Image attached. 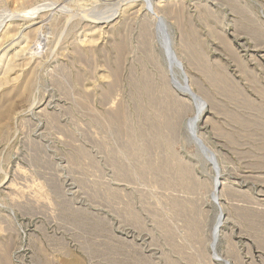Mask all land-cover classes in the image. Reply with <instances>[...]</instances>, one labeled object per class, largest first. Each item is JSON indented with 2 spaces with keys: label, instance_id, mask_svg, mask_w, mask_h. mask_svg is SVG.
Returning a JSON list of instances; mask_svg holds the SVG:
<instances>
[{
  "label": "rangeland",
  "instance_id": "obj_1",
  "mask_svg": "<svg viewBox=\"0 0 264 264\" xmlns=\"http://www.w3.org/2000/svg\"><path fill=\"white\" fill-rule=\"evenodd\" d=\"M150 1L0 0V264H264V0Z\"/></svg>",
  "mask_w": 264,
  "mask_h": 264
},
{
  "label": "bare ground",
  "instance_id": "obj_2",
  "mask_svg": "<svg viewBox=\"0 0 264 264\" xmlns=\"http://www.w3.org/2000/svg\"><path fill=\"white\" fill-rule=\"evenodd\" d=\"M144 4H145L146 9L148 11H149V9L151 11H153V4H152V2L150 0H144ZM164 22L165 21H162L161 19H159V22L157 23V28H156V31H157L156 34H157L158 40L161 42V45H162L161 47L163 48V52H164V54L166 56V61H167L168 68H169V73H170V77H169L170 79L169 80L171 81V85L175 86L176 89H178V90H180V91H182V92H184V93H186L188 95L191 94V95L195 96L198 99V101L196 103L197 104V106H196L197 111H196L195 115L188 122V132H189V135H190L192 141L199 147L201 154L206 158L207 161H209L211 163V165L213 166L212 169L214 168V170L216 172L217 177L215 178V181H214L212 197H213V200L218 205L217 192L215 191L216 182H218V184H220V182L218 180V174H219L218 165H217V162H216L212 152L208 148L205 147V145L203 144V141L197 135V122H198V120H199V118H200V116H201V114L203 112V109H204L205 105H204L203 101L200 98H198L192 92V90H191V88H190V86L188 84V80L186 78L187 76L185 75L183 66H182L180 60L175 55L174 51H172L173 55H174V59L170 58L169 55L167 54L168 46H170L171 50H172V45H171L170 36H169V34L167 32V27H166L167 25H165ZM18 51H16V54H17ZM16 54L14 55V57L16 56ZM7 65H9V63H7ZM9 66L7 67L8 69H6L7 71H9V69H10ZM4 73H5V71H4ZM182 74L184 75V79H185L186 82L183 80ZM220 222H221V213H220V215L218 217V220H217V222H216V224H215V226L213 228L211 248L213 247V242L215 240V237L216 236L218 237L219 230L216 231V228H217V226L219 225ZM212 254H213V252H212ZM213 257L215 259H217L219 256H217L216 254H213Z\"/></svg>",
  "mask_w": 264,
  "mask_h": 264
},
{
  "label": "water",
  "instance_id": "obj_3",
  "mask_svg": "<svg viewBox=\"0 0 264 264\" xmlns=\"http://www.w3.org/2000/svg\"><path fill=\"white\" fill-rule=\"evenodd\" d=\"M149 12H151V10L149 9ZM152 13V12H151ZM159 22V21H158ZM167 54L169 55V57L170 58H173L174 59V55H173V52H172V50H171V47L170 46H168V48H167ZM190 99H191V101L195 104V106H196V103H197V101H198V99L195 97V96H193V95H189L188 96ZM197 146V145H196ZM199 149V148H198ZM218 188H219V184H218V182H216V186H215V191L217 192L218 191ZM215 204H217L215 201H213ZM223 218V214L221 215V219ZM220 226H221V224L219 223V225L217 226V228H216V231L217 230H219V228H220ZM217 241H218V239H217V236L215 237V240H214V242H213V247L211 248L212 249V252H213V254H215L216 253V244H217ZM214 259V258H213ZM215 261H217V262H221V259L220 258H217V259H214Z\"/></svg>",
  "mask_w": 264,
  "mask_h": 264
}]
</instances>
